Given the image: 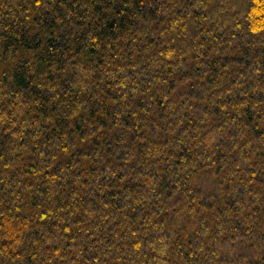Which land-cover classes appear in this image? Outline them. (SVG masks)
Listing matches in <instances>:
<instances>
[{
  "label": "trees",
  "instance_id": "16d2710c",
  "mask_svg": "<svg viewBox=\"0 0 264 264\" xmlns=\"http://www.w3.org/2000/svg\"><path fill=\"white\" fill-rule=\"evenodd\" d=\"M0 264H264V0H0Z\"/></svg>",
  "mask_w": 264,
  "mask_h": 264
}]
</instances>
